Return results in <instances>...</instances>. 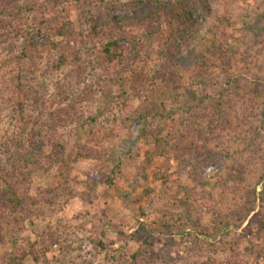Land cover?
<instances>
[{"label":"trees","instance_id":"16d2710c","mask_svg":"<svg viewBox=\"0 0 264 264\" xmlns=\"http://www.w3.org/2000/svg\"><path fill=\"white\" fill-rule=\"evenodd\" d=\"M84 1L0 0V35L15 38V33H23L21 43L16 39L0 40V75L11 67V73L17 72L19 81L25 71L36 73L44 57H52L51 70H72L82 79L76 94L68 89L61 92L60 98L37 87L24 89L18 82L17 92L6 103L4 118L0 114V264H24L28 259L41 264L53 245L63 248L61 235L51 228L23 239L19 247L16 240L28 224L44 219L64 198L74 197L70 185L72 169L65 163L68 130L75 127L84 133L83 141H75L73 147L76 159L96 164L93 171L84 174V185L94 190L99 176L101 179L109 173L119 175L112 168L114 160L108 144L120 137V131L127 125L137 135L129 142L128 157L137 165L138 180L146 178L138 166L142 162L140 153L151 143L155 151L164 152L176 161L182 155L189 159L195 154L193 161L186 162H194L205 176L214 173L218 178L215 187L220 191L218 203L222 208L210 205L214 232L218 235L231 226L239 229L247 222L242 233L223 238L221 245L207 244L210 251L203 264H261L264 261V134L263 143L258 145L246 133V128L264 131V114L259 113L264 108V98L260 97L256 84L249 86L247 82L240 86L239 80L233 82L232 78L227 81L229 88L222 90L224 93H216L213 80L201 74L217 66L227 77V74L233 75L238 40L227 31L237 20V14L231 12L232 0L124 3L115 0L112 6L96 13L89 1ZM61 6H84L91 15L85 29L76 30L67 17L60 16ZM262 17L264 12L256 17V24L248 26L257 35L262 34ZM241 60L247 74H258L256 78L264 81V64L259 65L264 63V45L247 51ZM142 71L149 74L151 91L162 87V92L166 89L175 94L172 102L178 104L177 110L160 101L164 96L155 101L141 96L137 102L130 97L128 88L134 76ZM186 72L190 73L187 82L183 81ZM237 73L242 75L241 71ZM89 77H93V82L87 84L85 79ZM217 97L226 100L225 105L232 113L230 119L225 118L217 127L205 131L188 125L180 133L184 120L179 110L193 116L198 106L211 105ZM232 130L243 133L238 146L247 155L245 162L240 155H232L228 137L225 140ZM171 141L174 142L170 144ZM148 154L144 155L148 157ZM227 160H230L227 165L230 173L223 178L220 167ZM251 163L257 172L248 169ZM63 165L57 188L36 185L35 175H52L55 167ZM183 170L154 176L166 197H173L171 194L176 188L185 190L180 180ZM252 173L256 183L249 180ZM258 187H261L259 192ZM187 197L186 202L177 198L174 202L187 206L192 200L190 194ZM166 204L156 201L151 204L156 220L139 227L130 236L135 250L131 257L123 254L125 259L114 257L118 264H130L143 257V264H156L163 257L165 247L178 248L191 242L203 249L195 241L196 232L187 233L186 225ZM3 207L9 208L4 215ZM159 213L163 214L161 219ZM141 215L148 217L144 212ZM6 220L14 224L13 241L6 236ZM98 231H94L95 243L103 248ZM164 237L166 243L158 249ZM220 252H227L223 260L214 256ZM110 264L116 263L110 261Z\"/></svg>","mask_w":264,"mask_h":264},{"label":"rangeland","instance_id":"374dc122","mask_svg":"<svg viewBox=\"0 0 264 264\" xmlns=\"http://www.w3.org/2000/svg\"><path fill=\"white\" fill-rule=\"evenodd\" d=\"M89 5L93 8L94 12L103 11L104 9L112 6L115 0H88ZM133 0H117V2H131ZM84 3H87L85 0ZM144 10V8L142 9ZM231 12L237 14V20L233 28H229L227 31L232 33L237 38V59L234 65L233 75L222 72L218 67L213 66L201 74L205 75L207 79H211L214 82V91L228 89L227 81L232 78L233 82H238L237 85L244 86V83H249V86L260 88L262 98L264 95V81L256 78L258 75L253 73H246L245 67L242 62V58L247 51H254L257 48L264 45V17H262V24L260 31L262 34L253 33L248 26L256 24V17L264 12V0H232ZM59 15L67 17L72 23L73 27L82 31L86 27L87 20L91 17L90 13L84 6L59 7ZM260 32V33H261ZM25 33V32H24ZM7 35V34H6ZM5 34L0 35V40H13L22 42L23 33H15V38L8 35L5 38ZM122 43L124 41H121ZM235 48V47H234ZM45 55V54H44ZM52 57H44L40 61V68L36 73H27L17 81V72L11 73L12 68L8 67L6 73L0 75V114L2 117L6 114L5 110L9 98L15 95L17 84L24 89H30L31 87H37L41 92H52L51 94L55 98H60L61 92H67L68 89L72 94H76L82 79L72 70H64L62 72H55L51 70L50 65ZM259 64V63H258ZM263 62L259 65L263 67ZM241 71L242 75L239 76L237 72ZM245 72V73H244ZM190 76L189 72H186L183 76V81L187 82ZM99 77V75H97ZM241 77V79H240ZM264 78V74H262ZM87 84L93 82V77L85 79ZM231 81V82H232ZM19 82V83H18ZM65 83V84H64ZM151 86V79L147 72H140L134 76L130 87L128 88L130 97L137 102L141 96L145 98H151L153 101L158 100L159 97L164 96L160 101L167 102L171 106V109L177 110L178 105L176 101H173L175 94L167 92L166 89L162 92V87L155 92L149 88ZM240 92V91H239ZM222 93H224L222 91ZM244 93V91H243ZM163 94V95H162ZM165 98V99H164ZM225 101L221 97H217L211 105L198 106L197 109L191 114H187L179 110L180 115H183V127H180V133L185 132L190 125L194 128L201 127L207 130L208 128H215L218 123L225 118L230 119L232 113L229 108L226 107ZM259 113L264 114L260 109ZM104 118V116H103ZM8 120V116L5 121ZM108 125V123H107ZM264 125V124H263ZM249 131L246 128V133L253 137L255 144L263 143L262 138L264 131L258 128ZM120 137H116L108 144V150L110 156L113 158L112 168L116 169L118 174H106L104 178L97 180V186L94 190L86 188L84 185V174L93 171L96 167L94 162H86L76 159V149L73 144L77 140L84 139V133L77 128L72 127L68 130L67 150H66V165L72 169L70 175V185L73 189V199L64 198L59 205L51 209L49 215L44 219L35 220L34 224H28L25 232L18 233L19 238L16 240L17 246L23 243V239L27 237H34L35 234L46 228L58 230V235H61V242L64 243L63 248L58 244L52 246L51 253L44 258L41 264H110V261H114L118 264V261L114 260V257L132 256L135 246L131 244L130 236L134 234L139 227L148 225L149 222L156 220L154 217V209L151 204L156 201L160 205L167 203L165 207L170 208V211L174 213V216L179 218V221L184 223L186 232H196L197 239L195 240L200 247L194 245L192 242L179 246L178 248H164L163 257L157 260L156 264H203L206 262V246L209 243H215L221 245L223 238H232L235 233H242V228L247 224L244 223L239 229L235 226L227 228L220 234L214 232L213 221L211 217L210 205H215V208L221 210L220 191L216 189L215 184L218 178L214 173H210L205 176L196 167L195 163L186 162L187 160L193 161L191 154L189 159L184 155L181 156L180 161H176L173 157H170L164 152L159 153L155 151V146L151 143V146H145L141 151L142 162L139 163L141 174H144L146 178H136V163L131 161L128 157V145L130 140L135 139L136 132L129 128L120 131ZM243 133L238 131H229L225 136V140L228 137L230 145H232V155L239 156L242 162H245L247 155H243L239 149V143L243 139ZM143 142V141H142ZM174 141H171L172 144ZM253 148V147H252ZM149 153L148 157L144 154ZM230 160L225 162L224 166L221 165L223 171L222 177L224 178L228 172L230 173ZM61 167H55L52 175L37 174L35 175V183L37 186H42L48 189H54L58 187L60 181ZM184 168L183 174L180 178L181 185L186 187L185 190L176 188V192L172 193L173 197L165 196L159 188V181L154 180V176H160L166 174H174L177 169ZM252 172H257L255 164L251 163L248 167ZM249 180L252 183H256L257 179L252 175H249ZM261 187H258V192ZM209 196H205L206 194ZM190 194L192 200L188 202L189 205L181 206L174 202V199L185 200ZM162 198V201L160 200ZM162 202V203H161ZM9 208H2L3 215L8 212ZM144 212L148 217L142 216ZM161 219L163 214H158ZM197 222L192 225L193 223ZM193 222V223H191ZM192 225L191 227L188 226ZM64 228V229H63ZM95 229H98L101 234V240L104 247L101 248L96 245ZM4 230L8 239L13 241L15 238L14 224L9 223L7 220L4 223ZM123 234V236L120 235ZM186 233V234H187ZM128 237V238H127ZM129 240V241H128ZM164 237L158 249L162 247V244L166 243ZM257 242H261L260 240ZM16 246V247H17ZM15 248V247H14ZM244 249L241 253L244 254ZM54 254V256H53ZM211 254V253H210ZM225 254L220 252L215 254V258L223 260ZM167 255V256H166ZM165 256V257H164ZM126 257V256H125ZM123 256V258L125 259ZM143 258L138 261L131 262L130 264H143ZM139 263V264H141ZM24 264H35L32 259L25 260ZM261 264H264L262 260Z\"/></svg>","mask_w":264,"mask_h":264}]
</instances>
